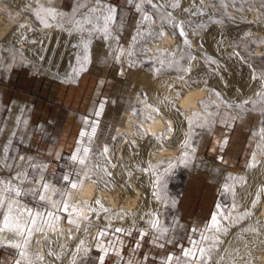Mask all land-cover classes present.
<instances>
[{
  "label": "rangeland",
  "instance_id": "rangeland-1",
  "mask_svg": "<svg viewBox=\"0 0 264 264\" xmlns=\"http://www.w3.org/2000/svg\"><path fill=\"white\" fill-rule=\"evenodd\" d=\"M20 1L29 7L26 8L24 6L18 12L23 18L30 19L33 22L31 27H34L35 31H39L38 29L40 28L38 27L41 24L33 16L34 13L32 14L36 8L38 9V3L35 0ZM50 1L49 4L51 3V7L55 11L57 10L56 13L58 15L55 20L50 18L51 28L43 27L47 31L46 36L45 31L43 32L46 37V44L43 43L44 41L41 42L52 54L61 52L60 54L73 53L75 55H71L75 60L71 57L69 71L68 69L60 70L52 63V60L43 58L33 60L28 57V64L24 65L21 62L22 60H17V49L14 45L10 44L7 47L4 45L6 48L4 46L2 47L3 49L0 48V139L6 133L5 126L10 104L17 101L24 102L4 172L0 174V180L11 181L13 185L20 187L23 194L15 198L16 206L31 209L33 212L45 211L46 207L51 210L49 205L39 200L38 195L32 193V189L40 187L37 181L43 179V182L60 187L64 184L62 181L63 175L81 169V166L78 163H74L71 159L77 148L78 141H81V148H90L89 157L93 153L92 155L95 158L100 159L101 155L98 154L100 152L93 150L87 143L89 135H91V139L106 145L111 144L120 113L124 110L133 111L134 109L137 113L144 111L142 100L145 96L143 90H141L142 88H139L140 90L137 88V86L139 87L138 84L148 81L150 75L153 72L155 73L157 68L159 73L166 76L180 77L184 74L181 69L187 67L189 58L179 55L172 57L167 55L171 53L165 52V63L169 66L161 67L157 59L159 55H153L151 58L145 55V49L156 39L146 38L142 40L137 36V32L144 31L146 28L158 32L151 27H158L162 24L169 30L170 35L177 40V43H182L184 37L179 35L178 29L173 28L167 22L166 13L168 12L172 13L174 21L182 22V27L187 33V39L190 42L203 38L205 29L210 25L209 19L199 17L197 12L188 15L180 12L178 8H174L172 11V7L168 5L175 3L176 0H159V3L164 5L163 8H154L147 0H131V3L129 0H102L104 7L113 8L112 5L116 6L113 20L109 22L110 35L107 39H104L102 32L93 33L94 35L91 37L89 45V54L91 53L89 62L84 63V70L80 71L76 57L78 54L81 57L83 56V48L82 46L78 47L79 42L70 37V35L67 34L68 36H66V33H68L67 29L70 26L65 21L73 16L80 19L84 15H91L89 9L96 6L95 0ZM203 1L206 2L202 3L200 0L201 4L211 12V15L220 17L219 21H221V24L228 25L233 23V21L224 17L223 12L220 13L221 7L216 2L218 0ZM261 2L260 11H258L260 16L258 18L260 19L264 16V0ZM153 3H157V0H153ZM136 4H141L139 11L135 7ZM234 6L238 7L237 3ZM162 9L165 10L163 11ZM225 9L228 8L225 6ZM0 14L8 19L4 35L0 38L1 46L6 34L11 31L15 18L2 9H0ZM59 14H63V19H61ZM104 14L106 13L102 10L95 13L97 16ZM145 14L152 19L150 21L143 20ZM123 17H125L124 23L121 22ZM58 23L63 24V27H57ZM102 25L103 21L101 20L98 26L102 27ZM85 27L91 28L92 25L86 24ZM62 33L65 34L62 35ZM85 34L87 35V33L83 35ZM134 37L136 38L135 45L133 42ZM228 39L230 40L229 37L225 38V40ZM239 39L240 37H232V45L229 48L234 50L241 59H244V54H247L248 51H254L255 44L250 42L243 44L239 42ZM106 40L110 41V44H107ZM112 43L115 45L112 46ZM117 45L120 46L116 47ZM109 48L110 51L108 50ZM103 50L105 52H102ZM245 50L247 51L245 52ZM71 51L72 53H70ZM178 51L177 49L176 52ZM129 52L133 54L129 56ZM153 52L157 51L153 50ZM262 52L263 54L259 58L249 60L246 63L249 69L251 68L252 77L254 75L259 77L264 74V50ZM121 55L122 57H119ZM124 57L127 61L124 60ZM205 57H213L211 60H214L215 63H212L209 59L203 60L202 58L203 64L202 62L201 64L214 66L218 72L225 65V60L221 57L212 54H206ZM178 58L179 60L177 61L181 65L178 64V68H175V66L170 67L174 63L168 64L167 61ZM12 60H16V62L14 61V63ZM81 62L83 63L82 60ZM34 64H36V69L33 68ZM40 67L46 69L45 71L49 70L48 74H45L46 72L43 74V71L38 69ZM125 67H134L133 74L126 76L123 73V68ZM75 68H77L76 71H73ZM77 71H79V75L76 74ZM70 75L76 82L73 85L63 82V78ZM256 80L259 82V86L257 87L258 89L253 90L256 93L252 92V95H254L249 96L247 99L250 103L238 104L241 106H238L236 102H232L229 104L230 106L228 104L221 105L219 108L220 116L218 119H214L215 121H211L212 129L208 130L205 128L206 126H202L198 128L199 131H196V140L201 137H206V139L205 143L201 142L200 145L196 140L193 141L195 144H193V147L196 148L198 153H196L192 163H195L200 158V161L216 167L217 170H212V176L208 170L193 172L191 167L181 166L163 173L160 182L162 200L158 201V203L162 204L159 218H161L160 225L166 227L168 231L163 236H160L159 233H156L151 228L143 229L134 225H99L91 241L90 252L86 253L80 249L79 253L75 254L76 258H73L75 264H99V257L104 253L97 248L98 241L95 237L101 229H107V234L99 241L103 248L108 249L104 264H127L129 260H131V264H156L158 261L162 263V261L166 260L169 254L179 257L181 264H205L203 259L196 263V260L183 257L182 250L192 248L190 239L198 241L199 247L206 249L215 247L218 242L211 239L201 241L200 234L203 233L206 236L205 225L210 221L213 212L217 211L216 205H220V210L228 216V219L230 216L229 211L232 209L238 210L242 206V203L235 202L232 192L226 191L223 185L227 181L234 186V192L237 190L244 174L249 170L248 165L251 163L252 152L261 139V130L264 128V124H262L264 116L261 115V111H264V109H261L260 106L264 103V95L258 96L257 93L264 91V88H262L264 80ZM72 88L75 89L74 92L71 91ZM101 103L104 105L102 111L100 110ZM97 111H101L99 116L95 115ZM135 117L139 120L142 116L136 115ZM85 120L88 121L87 124L84 123ZM97 121L100 122L99 133L92 134V125ZM216 129L220 131L222 138L226 137L227 140V144L222 149H217L220 142L217 143L218 145L216 144L217 146L212 147ZM81 130L86 132L82 140L79 135ZM233 142L237 146V151L229 157V145ZM20 153L24 154V159H20ZM80 155H83V153L81 152ZM103 163L102 159H100L99 166L102 169L106 168L107 172L110 173L113 169ZM102 169H100L101 176L104 178L112 176L106 175ZM138 171H140L139 168ZM18 174L19 179H14ZM230 176L237 179L228 180L227 178ZM233 204L236 205L235 208L232 207ZM61 215V222L68 224L67 214ZM0 221H2V213H0ZM221 221L225 227L230 226L228 224L229 221L224 219H221ZM68 225L71 231L77 234L84 231L86 222L80 220L78 230L76 225ZM115 228L131 229V235L126 234V232H114ZM141 229L148 232L143 239H140ZM193 229H197V231L193 232ZM44 232L34 233L30 238V243L24 249L29 251L28 260L21 259L19 256L20 250L12 246L14 243L23 245V239L9 230L0 232V236L3 237L0 238V264H15L18 259H21V264H29V261L32 264H61V256L58 252L48 247L40 248L42 245L38 243L39 237ZM216 235L217 237L221 236L217 232ZM4 239L6 241H3ZM7 239L13 241L10 243ZM137 242H139V247H136ZM49 251L57 254L60 258L56 259L55 256L48 255ZM117 251L122 253V259L117 256ZM37 254L42 255L44 260L37 261L35 259ZM196 256L198 258L199 252H196ZM210 262L211 259L207 260V264ZM173 263L177 264L175 258L172 261Z\"/></svg>",
  "mask_w": 264,
  "mask_h": 264
},
{
  "label": "bare ground",
  "instance_id": "bare-ground-1",
  "mask_svg": "<svg viewBox=\"0 0 264 264\" xmlns=\"http://www.w3.org/2000/svg\"><path fill=\"white\" fill-rule=\"evenodd\" d=\"M35 1L38 3V8L43 6L45 9H53L51 3L49 4L50 0ZM261 1L262 0L216 1L221 7L220 13L223 12L225 15L224 17L233 21L231 24L224 25L219 21L220 17L211 15V12L201 4L200 0H181L180 7L178 8L180 12L188 15L197 12L199 13V17L209 19L210 25L205 29L203 38L201 37V39L199 38L195 39L193 42L191 41V47L184 45L183 42L177 43V40L170 35L169 30L162 24L158 27H151L158 32L161 27H163L166 36L156 39L153 42L151 41L152 43L147 47L150 51H145V55L151 58L153 55H159V50H164L165 52L171 53L166 54L172 57L178 55L186 56L187 58L194 57V59L188 61L187 67L185 68L190 69V71H184L182 75L184 80H179L176 76H166L155 70V73L153 72L150 75L148 81H143V83L138 84L139 87L137 86L138 89L142 88L141 90H143L145 96L142 100V106L144 107L143 113L145 115L150 114L152 119H144L141 117V119L138 120L135 117L136 115H133V111L124 110L119 115V120L116 124V132L111 144L106 145L95 139L87 140V143L92 149L98 150L100 153L103 152L105 146L108 147L109 151L107 157L101 155L100 159L104 162L103 164L113 169L110 172L112 176L104 178L100 175V169H102L99 166L100 159L95 158L92 153L88 158L87 165L91 169V172L94 173L93 180L96 182L93 183L90 180H85L77 190H72L69 203H75L77 199L88 201L93 207L97 208L100 212V217L97 219L95 213H90L88 209L85 208L80 220L86 222L85 228H87V231L84 230L82 233L76 234L72 231L70 232V226L61 221L56 229L47 228L44 234L39 237L38 243L42 245L40 247L41 249L48 247L60 254L61 264H71L73 258H76L75 254L78 252L77 245L80 240H84L85 242L84 245L81 246V249L83 251L87 249L86 253L90 252L91 241L99 225H134L139 228L149 229L150 226L146 221L153 217L146 215L148 213L156 214L160 222L161 218H159V211H162V204L158 203V200H155L153 196V180L155 176L151 170L143 171L149 168V164L158 165L155 175L160 177L166 172L165 170L168 168L169 162L174 165L171 169L180 166L191 167V171L193 172L208 170L212 176V170H217L216 167L200 161V158L197 159L195 163H192V160L196 157V153H198L196 148L193 147V141L196 140V131H199L198 128L202 127L201 125L206 126L205 128L208 130L212 129L211 126L213 125H210L211 121H215L220 116L219 108L221 105H229L232 102H236L237 105L242 104L243 101L247 100L249 96L252 95L253 90L255 91L259 86V82L253 79L250 71L251 68L249 69L246 63L249 60L259 58L264 50V16L262 17L263 20L258 18ZM203 2L206 1L202 0V3ZM236 3L238 7L234 6ZM24 4L20 0H0V9L6 11L10 16L15 18V23L11 26V31L6 34L0 48L4 45H6V47L10 44L14 45L17 49V51L14 49V51H16L17 60H22L21 62H23L22 64L24 65L28 64L29 58L33 60L43 58L52 60V63L60 70L68 69L69 71L71 66V55L73 54L72 51L70 52L72 54H60L61 52L59 54H52V52H49V50L42 45L43 43L46 44L45 36L47 34V31L43 28V24L40 23L41 26L38 24V28L40 29H38L39 31H35L33 29L34 27H31L33 22L26 17V19L23 18L18 12L20 8L22 9L27 5ZM112 6L115 9L116 6ZM225 6L228 9H225ZM27 7L29 6H26V8ZM186 8L190 11L185 12L184 9ZM162 10L164 11L165 9ZM173 10L174 8H172V11ZM33 13V16L36 18L35 10L32 14ZM197 13L195 14L197 15ZM41 16H44L48 23L51 22L49 21L51 17H49L46 12H41ZM124 18L125 17L121 20L122 23L125 22L123 21ZM6 25H8V19L0 14V38L4 35L7 27ZM21 25H24V27H21ZM44 31L45 36L43 34ZM64 34L62 33V35ZM67 34L68 33H66V36L69 35ZM84 36L87 38L86 34ZM70 37L80 44V34L75 33L70 35ZM228 37L230 40H225V38ZM232 37H240L239 42L243 44L249 42L254 43V51H248L247 54L243 52L245 58L241 59L234 50L229 48L230 45H232ZM41 41L44 42L42 43ZM106 41L107 44H110V41ZM114 45L112 43V46ZM118 46L120 45L116 47ZM6 47L4 46V48ZM110 48L108 49L109 51ZM177 49L179 50L178 52H176ZM153 50L157 52H153ZM246 51L247 50H245V52ZM102 52H105V50ZM206 54H212L225 60V65L222 68L219 67L220 72L216 71L214 66L207 64L202 65V58L203 60H208V58L205 57ZM73 56L75 55L73 54ZM119 57H122V55ZM73 60L75 59L73 58ZM173 60L175 63L173 66L170 65V67L175 66V68H178L179 65H181L177 61L179 58ZM14 61L16 62V60H12V62ZM162 66L166 67L169 65L165 63L161 65V67ZM78 67H80V64H78ZM33 68L36 69V64L33 65ZM38 69L43 71V74L44 72L48 74L47 72L49 70L45 71L46 69L41 67ZM76 69L77 68H75V70ZM123 69V73L128 76L133 74L135 68L125 67ZM63 82L71 85L76 83L71 75L64 77ZM177 91L182 92L178 100L175 96ZM215 93H219V97H217ZM166 97L167 99H165ZM173 100H175L177 107L182 110L183 115L171 109L170 101ZM201 100L206 101L205 106L199 103ZM23 104V101H17L11 103L9 106L5 126L6 133L5 136L0 139V174L4 172L5 163L12 147L13 136L23 111ZM148 105L159 109L160 114L153 112ZM193 112H198L201 115L199 117H192ZM209 113H211V115H209ZM186 117H192L193 124L191 126H189ZM166 121L171 122V132L167 131L169 125ZM216 131L212 141V147L217 146V143L220 142L217 149H222L221 145L223 141L226 140V137L222 138L220 131L217 129ZM189 132L191 133L190 137L187 135ZM186 138H189L191 147L182 148L181 145ZM205 139L206 137H201L198 138L196 142H199L200 145L201 142L205 143ZM258 142V145L251 155V163H255L256 166L249 167V170L244 174L242 182L234 194L235 202L242 203V206L239 207V209L237 208L238 210L232 209L229 211L230 216L227 221H229L228 224H230V226L227 227V234L219 233L221 236H218V240L223 241V243H217L215 247H212V250L207 253V255L211 257V262L209 264H264V191H261V189H264V140L260 139ZM5 147L7 148V152L4 151ZM236 151L237 146H235L233 142L229 145L230 153L228 152V156H232L231 154H234ZM182 152L188 153L184 162H182ZM19 157H24V154L20 153ZM109 161L111 163H109ZM138 168L140 171H138ZM171 169L168 171H171ZM50 185L56 187L53 184ZM257 193L260 195L259 202L255 207H252V202L256 199ZM48 195L51 196L52 193L49 192ZM97 197L101 200L104 207L110 210L109 212H103L99 209L98 205L93 203ZM77 207L82 206L77 205ZM245 212H251V215L240 219ZM84 217L90 218L84 219ZM233 221L236 223L233 224ZM70 234L73 237L72 239H69ZM206 237L216 241L217 235L214 230L206 231ZM0 238L3 237L0 236ZM3 241H6V239ZM7 241L12 242L13 240L7 239ZM25 251L27 253L29 252L28 249ZM28 256L26 258L27 260L29 258ZM200 261L199 254L196 263Z\"/></svg>",
  "mask_w": 264,
  "mask_h": 264
},
{
  "label": "snow or ice",
  "instance_id": "snow-or-ice-1",
  "mask_svg": "<svg viewBox=\"0 0 264 264\" xmlns=\"http://www.w3.org/2000/svg\"><path fill=\"white\" fill-rule=\"evenodd\" d=\"M131 3V0H129ZM149 4H152L154 8H163L164 5L159 3V0H157V3H153V0H147ZM202 2V0H201ZM95 7H92L89 9V13L91 15H84L82 18L77 19L75 16L68 18L65 22L70 26L67 31L69 35H73L74 33L80 34V44L77 45L82 46L83 48V56L81 57L80 54L77 55V63L80 64V71L84 70L83 64L89 62L90 59V54H89V45L91 43V37L94 32H102L104 35V39H107L108 36L110 35V30H109V22L113 20L115 9L111 7H104L102 5V0H95ZM169 7L172 8H179L180 7V0H176L175 3L168 5ZM135 7L139 11L141 9V4H136ZM103 11L104 15L102 16H97L95 13ZM185 12L190 11L189 9H184ZM41 12H46L51 19L55 20L57 18V13L55 9H45L43 6L35 10V15L36 18L40 21L41 24H43L44 27H52L50 23H48L47 19L44 16H41ZM61 16V19H63V14H59ZM167 16V22L173 27L179 30V35L181 37H184L183 43L184 45L191 47V42L187 39V33H185L183 27H182V22L179 21H174V18L172 16V13L168 12L166 13ZM152 18L145 14L143 16V20L145 21H150ZM103 21V25L98 26L100 21ZM92 25L91 28H86L85 25ZM57 27H63V24L58 23L56 25ZM21 27H24V25H21ZM84 33H87V38L83 35ZM175 35V33H173ZM137 36L140 37V39L144 40L146 38L150 39H160L166 36V33L163 30V27H161L159 32H154L150 28L145 29L144 31H138ZM134 45L136 43V38H133ZM146 52H149L150 49H145ZM123 54V53H122ZM133 53L129 52L128 55L131 56ZM165 51L164 50H159V63L161 65L165 64ZM194 59V57H189V60ZM212 63H215L214 60H211V58H208ZM81 60L83 63H81ZM168 63H175L174 60L167 61ZM131 66V65H130ZM182 71H190V69H181ZM74 71H76L74 69ZM157 72H159V69H157ZM77 75H79V71L76 72ZM179 80H184L183 76L178 77ZM253 79H261L264 80V74H261L259 77L256 75L253 76ZM262 88H264V85H262ZM182 95L181 91H177L175 96L176 99L178 100L180 96ZM217 97H219V93H215ZM257 95H264V91L257 93ZM167 99V97L165 98ZM199 103L202 106L206 105V101L201 100ZM250 101L245 100L243 101V104H248ZM170 106L172 110H175L176 112L180 113L183 115L182 110L177 107L175 100L170 101ZM239 106V105H238ZM103 103L100 104V110H103ZM149 108L152 109L153 112L156 114H160L159 109L152 107L151 105H148ZM261 109H264V103L261 104ZM101 111H97L95 115L99 116L101 114ZM133 115H140L144 119H152V116L150 114L145 115L143 112L137 113L136 110H133ZM201 114L198 112H193L192 117H199ZM211 115V113H209ZM261 115L264 116V111H261ZM192 117H186L189 126L193 124V119ZM85 124L88 123L87 120L84 121ZM166 123L169 125L167 128V131L171 132V122L166 121ZM262 124H264V121H262ZM203 126V125H201ZM96 132V125H92V134ZM80 138L82 140L83 137H85L86 132L84 130H81L80 132ZM188 137L191 136V133L189 132ZM91 135H89V140H91ZM159 139V138H157ZM261 139L264 140V128L261 130ZM81 141H78L77 148L75 149V153L72 155L71 159L74 163H78L81 166V169L76 170L74 172L66 173L62 177V181L64 184L60 187H53L47 182H43V179L41 181H37L38 184H40V187L37 189H32V193L34 195H38L39 200L42 202H45L46 205L50 206L51 210H48V208H45V211H35L31 209H26L20 206H16V199L20 197L22 193V189L20 187H17L12 184L11 181H2L0 180V213H2V221H0V232H3L5 230H9L15 233V235L21 237L23 239V245L20 243H14L12 244L13 247L19 249V256L21 259H26L28 256V253L24 250L26 246L30 243V238L34 233H43L45 228H50V229H56L58 227L59 222L62 220V215L61 214H67V223L70 225H76L77 230L79 229V221L80 218L83 214V210L85 208L88 209L90 213H95L96 218L99 219L100 217V212L97 210L96 207H93L88 201H81V200H76L75 203L70 204L69 203V198L71 197V191L72 190H77L85 180H90L93 183L96 181L93 180V175L94 173L91 172V169L87 165V161L89 158V153H90V148L89 147H83L81 148L80 146ZM227 144V140H224L221 147L225 146ZM163 146V145H162ZM182 148H189L191 147L190 140L189 138H186L182 145ZM5 152H7V148L5 147L4 149ZM109 149L107 146L104 147L102 153H98L99 155H104L107 157ZM83 153V155H80V153ZM188 156L187 152H182L181 157H182V162H184L185 158ZM20 159H24L23 157H20ZM222 159V158H221ZM253 161H254V154H253ZM109 163H111L109 161ZM255 163H249L248 167H255ZM99 167V166H98ZM114 167V165H113ZM174 165L169 162L168 163V168L165 170L166 172L173 168ZM158 168V165H152L149 164L148 169H144L143 171H149L151 170L153 172V175L155 176V179L153 180V196L155 197L156 200L161 201L162 197L160 195V190H161V177L155 175L156 169ZM103 171L105 172L106 175H111V173L107 172V169L104 168ZM26 175V174H25ZM14 179H19V174L17 177ZM228 180H236V177H228ZM23 183V181H21ZM223 188L226 191L232 192L233 196L235 194L234 192V186L230 185L227 181L223 185ZM261 191H264V189H261ZM51 192L52 195L49 196L48 193ZM260 195L257 193L256 199L253 200L252 202V207H255L256 204L259 202ZM93 203L95 205L99 206V209L102 210L103 212L107 213L110 210L106 207H104L103 203L101 200L97 197ZM77 205H81L82 207H77ZM233 208H235V204L232 205ZM146 215L152 216V219L147 220L146 222L149 224L150 228L154 230L156 233H159L160 236H163L164 233L168 231L166 227H163L160 225L158 216L153 213H148ZM251 215V212H245L240 219H243L245 216ZM90 217H84V219H89ZM221 219L227 220L228 216L225 215L221 210H220V205H217V211L213 212L211 215L210 221L206 223L205 225V231H215L217 233H224L227 234V227L221 224ZM236 222L233 221V224ZM87 231V228L84 229ZM114 232L117 233H125L128 235H131V229H124V228H115L113 230ZM193 232H196L197 229H193ZM71 232V230H70ZM107 234V229H101L100 231L97 232L95 239L98 241L97 243V248H99L104 254L99 257V264H104V258L108 254V249L103 248V245L99 243V241ZM148 232L146 230L141 229L140 230V239H143L145 235H147ZM73 237L71 234L69 235V239H72ZM159 238V237H156ZM209 238L204 236L203 233L200 234V240L201 241H207ZM155 242V240H154ZM218 243H223V241H219L218 237L216 238V241ZM11 243V242H10ZM84 240H80L79 244L77 245V251H80L81 246L84 245ZM190 243L192 244V248L190 249H183L182 250V256L185 258H191L192 260H196V252H199L200 254V259H203L205 261V264H207V260L211 259L210 256L207 255L208 252H210L212 249L211 248H204V247H199L198 244L199 242L190 239ZM136 247H139V242H137ZM86 252L87 249H84ZM117 256H120L122 259V253L120 251L116 252ZM48 255L50 256H55L56 259H59L60 257L49 251ZM176 259L177 264H181L180 258L179 257H174L173 254H169L166 260L162 261V264H172L173 259ZM21 259H18L15 261V264H21ZM35 259L37 261H43L44 257L42 255L37 254ZM29 264H32L31 261H29ZM72 264H75V260H73ZM127 264H131V260L127 262Z\"/></svg>",
  "mask_w": 264,
  "mask_h": 264
},
{
  "label": "crops",
  "instance_id": "crops-1",
  "mask_svg": "<svg viewBox=\"0 0 264 264\" xmlns=\"http://www.w3.org/2000/svg\"><path fill=\"white\" fill-rule=\"evenodd\" d=\"M74 90H75L74 88L71 89L72 92H74ZM94 124L96 125V132L94 134H98L99 133L100 122L97 121ZM156 264H162V263H161V261H158Z\"/></svg>",
  "mask_w": 264,
  "mask_h": 264
},
{
  "label": "built area",
  "instance_id": "built-area-1",
  "mask_svg": "<svg viewBox=\"0 0 264 264\" xmlns=\"http://www.w3.org/2000/svg\"><path fill=\"white\" fill-rule=\"evenodd\" d=\"M174 264V263H173Z\"/></svg>",
  "mask_w": 264,
  "mask_h": 264
}]
</instances>
